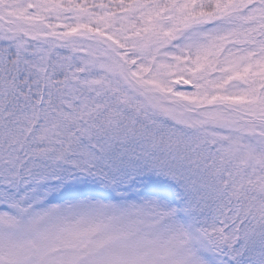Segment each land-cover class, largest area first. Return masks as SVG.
<instances>
[{
  "label": "rangeland",
  "instance_id": "1",
  "mask_svg": "<svg viewBox=\"0 0 264 264\" xmlns=\"http://www.w3.org/2000/svg\"><path fill=\"white\" fill-rule=\"evenodd\" d=\"M38 1L46 0H10L16 13L2 9L0 15L30 36L79 34L76 22L55 19L49 15L47 2ZM137 25L132 22V28ZM229 26L209 25L175 46L172 43L171 49L159 53L165 58L155 59L152 71L128 46L132 41H125L127 37L122 35L117 40L121 50H115L126 58L125 66L113 51L90 38L74 37L61 43L63 46L53 47L46 40L30 45L0 25V42L9 40L20 50L19 64L25 62L26 72L51 77L56 75L55 69L67 78L77 76L73 86L82 88L77 90L82 91L77 98L81 106L76 107L79 125L56 122V103H50V94L43 97L39 114L49 121L35 125L43 126L45 135L51 126L67 130L71 126L77 136L69 137L70 145L76 140L93 143L94 132V139L83 136L91 130L87 118L93 116L96 119L90 127L98 122L100 129H106L97 133L102 141L122 140L128 150L127 144L136 134L134 127L143 126V132L151 134L147 145L160 148L154 150L155 166L163 169L143 170L126 181L124 176L113 177L115 181L107 183L85 166V170L67 172L66 164L58 162L90 156L79 160L87 166L100 155L99 165H104L103 155L111 156V149L104 152L100 147L94 154L90 146L72 150L55 139L48 140L46 145L53 153L45 158L48 165L41 166L28 164V136L10 144L6 147L9 156L0 157V264H241L226 248L223 237L207 233L192 216L189 202L181 195L192 188L168 175L176 176V169L182 170L191 184L192 178L209 173L211 180L224 184L230 192L233 184L232 190L239 196L260 191L258 207L264 211V41L253 47L237 42L219 58L225 40L232 33L236 39ZM164 30L172 33L169 26ZM126 74L143 90L134 91ZM104 78L106 82L99 87ZM107 87L109 91H105ZM67 90L57 92L65 97ZM154 90L163 96H152ZM212 103L214 108H196ZM147 112L159 117V125L173 126L165 141L162 129L145 116ZM244 113L247 115L242 116ZM143 116L148 125H143ZM188 117H199L202 123L187 122ZM178 128L193 135L179 133ZM174 134L184 143L177 155L182 159L189 156V163L176 164L163 157ZM202 149L217 170L204 169L207 166L191 169V158L200 159Z\"/></svg>",
  "mask_w": 264,
  "mask_h": 264
},
{
  "label": "trees",
  "instance_id": "2",
  "mask_svg": "<svg viewBox=\"0 0 264 264\" xmlns=\"http://www.w3.org/2000/svg\"><path fill=\"white\" fill-rule=\"evenodd\" d=\"M16 2H20V0H16ZM46 2L50 11L49 15L55 19H71L78 23L82 30L87 28L102 35L116 48L118 45L120 46L116 41L118 36L127 37L125 41L128 39L132 41L128 46L135 49L133 52L136 53V57L143 58L151 65L155 59L165 58L159 53L171 49L172 43L174 44L183 34L196 32L195 30L202 29L209 24L228 23L229 27L235 30L236 39L232 33V36L224 43L219 58L230 49L231 45L237 42L244 47H249L257 46L259 43L261 45L264 41V0H46L38 1V4ZM3 3H0V10L10 11V0ZM133 21L138 22L136 28H132ZM165 26L171 27L170 35L163 30ZM22 40L24 39L22 38ZM8 41L0 42V157L5 158L9 156L6 147L12 143L20 142L24 138L27 129L33 122V115L37 109L41 108L44 93L51 94L53 92V96L56 95L57 107H54L58 116L56 122H63L64 119L72 121L73 108L69 102L74 99L73 96L77 94V90L82 89L79 86H73L77 76L67 78L55 69L56 75L52 76L53 79L44 77L42 74L35 75L31 70L26 72L25 62L22 61L19 64L20 50L13 44H9ZM26 42L32 44L30 41ZM105 79L101 80L99 87L106 82ZM61 82L68 85L59 86L58 83ZM63 88H68L69 98L63 99V104H61L57 91ZM108 88L105 91H109ZM148 114L149 112L145 116ZM245 115L247 114L244 113L242 116ZM145 116L143 118L147 119ZM145 119H143V123H145ZM152 120L155 122V117ZM192 121L195 119H190V122ZM196 121L199 120L196 119ZM157 122L160 123V119ZM21 124H25V126L22 127ZM153 126L158 125L154 124ZM97 129L99 127L96 124L92 131ZM89 133L91 134L89 138L94 139L92 132L89 131ZM134 133H136L134 139L127 144L128 150L122 140L108 142L99 141V138V144L97 146L96 143L94 144L97 148L95 150L100 151V147L104 152L107 151L106 148L111 149V156L103 155L104 165H99L100 161H98L86 166L82 160L77 163V168L84 169L85 166L90 171L97 172L107 178V182L115 180L113 177L116 174H124V177L135 174L137 170L134 169L133 164L136 162L139 163V166L146 163L148 168H154L157 153L151 154L148 151L150 145H147L146 142L151 138V134L143 132L142 127L134 129ZM72 134L73 131H69L63 136L61 133H50L44 138L34 139V143L29 144L31 157L29 163L36 162L41 166H47L45 158L50 159L53 153V149L46 145L47 141L55 139L62 146V140H67V137L69 138ZM104 135L103 138H105ZM123 140L125 141V138ZM67 146L72 150L81 148V144L77 143H73L71 146L67 143ZM174 146L177 153L174 152L175 150L169 152L166 148L167 154L163 157L176 164L180 161L181 164L189 163L190 157L180 158L177 154L181 149ZM154 148L155 150L160 149L157 146ZM148 156L152 161L144 160ZM97 158L101 159L100 155ZM60 159L63 160L62 155ZM138 159H141V162ZM23 160L24 158H22V162ZM176 172L180 175L182 170L176 169ZM175 175L182 181L186 179L183 174ZM208 184L211 185V181L207 175L201 174L191 179L189 185H193L194 189L189 190L190 193L182 192L184 198L189 200L192 215L200 226L208 225L209 229L215 232L219 227L216 216L222 214V218L226 220L224 229H226L228 243L231 245L234 237L239 235L242 243L237 250L242 253L243 263L257 264L258 261L264 259V213H255L252 224H248V210L244 206L236 205L234 198L230 199L232 201L230 205L223 203L225 201L224 191L221 188L210 190ZM246 204L252 205L245 201L240 203V205ZM223 205L227 208H224ZM253 212L251 211V215Z\"/></svg>",
  "mask_w": 264,
  "mask_h": 264
},
{
  "label": "water",
  "instance_id": "3",
  "mask_svg": "<svg viewBox=\"0 0 264 264\" xmlns=\"http://www.w3.org/2000/svg\"><path fill=\"white\" fill-rule=\"evenodd\" d=\"M0 20H2L3 22H4V24H6L7 22H6V20L5 19H3V18H1L0 17Z\"/></svg>",
  "mask_w": 264,
  "mask_h": 264
}]
</instances>
